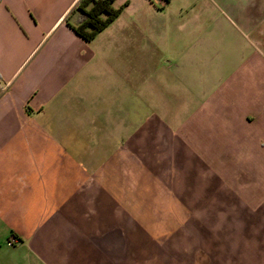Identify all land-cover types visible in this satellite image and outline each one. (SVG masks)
<instances>
[{"label": "crops", "instance_id": "1", "mask_svg": "<svg viewBox=\"0 0 264 264\" xmlns=\"http://www.w3.org/2000/svg\"><path fill=\"white\" fill-rule=\"evenodd\" d=\"M78 1L0 0V264H264V0L149 57L145 11L84 41Z\"/></svg>", "mask_w": 264, "mask_h": 264}, {"label": "rangeland", "instance_id": "2", "mask_svg": "<svg viewBox=\"0 0 264 264\" xmlns=\"http://www.w3.org/2000/svg\"><path fill=\"white\" fill-rule=\"evenodd\" d=\"M130 3V6L128 8L133 9L139 8L140 10H143L146 12L145 15V22H144V31L143 34V41L145 44L143 56L149 57L150 50H147L146 44L149 43V41H152L150 34H149V24L151 22H155L157 26L159 27L160 32V46H164V48L167 47L169 43L168 35H171L175 33L173 30L175 26L179 25L180 29L182 31H185L187 29L186 23L184 21V15H177L174 14L176 9L181 10L182 12H185L187 10L186 4L190 7L195 8H202V1L203 0H168L167 2L162 0H115L114 7H120L124 5L125 2ZM124 10V9H123ZM123 12V11H122ZM154 43L157 41L156 39H153ZM204 41H207V43L212 47L217 48H237L239 47L238 43L239 41L234 36V32H228L224 34L223 38L216 37H206L204 36ZM158 47V46H157ZM160 47V48H161ZM209 58H212V55H207ZM161 60V56H159ZM224 61V57L221 56L218 60L215 62L220 63Z\"/></svg>", "mask_w": 264, "mask_h": 264}, {"label": "trees", "instance_id": "3", "mask_svg": "<svg viewBox=\"0 0 264 264\" xmlns=\"http://www.w3.org/2000/svg\"><path fill=\"white\" fill-rule=\"evenodd\" d=\"M167 2L168 0H162ZM115 0H79L65 21L75 34L84 41H92L97 34L108 27L121 14L126 1L114 7Z\"/></svg>", "mask_w": 264, "mask_h": 264}, {"label": "built area", "instance_id": "4", "mask_svg": "<svg viewBox=\"0 0 264 264\" xmlns=\"http://www.w3.org/2000/svg\"><path fill=\"white\" fill-rule=\"evenodd\" d=\"M16 240H17V239H16L15 237L12 236V237L10 238V240L8 241V244H9V245H12L13 242H15Z\"/></svg>", "mask_w": 264, "mask_h": 264}]
</instances>
